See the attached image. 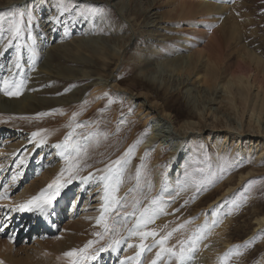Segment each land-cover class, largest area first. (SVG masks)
Here are the masks:
<instances>
[{
	"label": "rangeland",
	"instance_id": "1",
	"mask_svg": "<svg viewBox=\"0 0 264 264\" xmlns=\"http://www.w3.org/2000/svg\"><path fill=\"white\" fill-rule=\"evenodd\" d=\"M17 26L19 32L13 37ZM216 32L222 37H217L222 59L217 60L221 69L212 90L203 79L209 66L204 50ZM0 53V199H16L36 181H47L50 173L55 179L60 176V194L65 199L54 213L59 216L53 224L56 231L47 238H43V226L30 236L20 230L14 244L3 238L7 246L15 248L13 253L16 249L22 253L13 261L29 262L22 247L39 248L34 239L64 241L67 224H75L85 215H95L98 220L101 200H105L98 196L103 190L92 197L90 191L95 187L84 181L97 179L105 189L101 177L109 174L113 161L124 157L123 171L109 182L114 186L118 178L122 181L115 195L123 207L104 213L103 221L93 223L94 233L89 237L107 249L103 253L110 258L100 257L101 264H264V224L257 222L264 218V157L259 156L263 136L250 138L253 131L247 128L245 115L238 133L245 131L249 136H242L240 143L225 139L226 130L241 125L226 108L227 95L221 90L228 83L237 92L236 72L242 54L261 60L262 65L245 62L255 72L263 66L264 0H0ZM196 54H203L196 65L202 61L206 66L193 70L189 78L180 75V67L175 66L190 59L194 63ZM37 70L41 72L37 74ZM90 74L93 78V74L111 76L109 81L119 90L107 93L97 108L89 103L95 82L84 77ZM257 76V81L251 80L250 96L253 99L260 92L258 100L252 101L259 113L264 73ZM17 85H22L20 95L4 94L5 88L16 91ZM211 93L215 99L209 100ZM29 101L39 106L35 112L26 107ZM144 104L156 107L170 121L169 129L184 135L173 169L168 166L169 150L161 148L165 154H161V176L170 174L175 179L170 189L154 181L153 155L161 146L147 143L153 134L151 125L138 117ZM64 109L69 117L62 119L60 110ZM261 113L263 134L264 109ZM190 124L193 129L184 134L183 126ZM199 128L201 132H197ZM33 133L39 135L33 137ZM57 144L62 147H54ZM99 171L104 176L98 177ZM153 200L157 203L152 204ZM2 201L0 207L5 204ZM145 208L149 209L148 222L139 231L156 235L143 239L145 250L139 258L126 261L133 248L136 254L140 252L141 236L129 232L136 228ZM105 224L118 232L105 233ZM5 233L11 235L12 231L6 229ZM114 240L122 245L112 257L110 250H118ZM129 244L134 247L130 249ZM161 247L171 251H160ZM181 249L183 260L179 258ZM65 253L63 246L44 255L49 259Z\"/></svg>",
	"mask_w": 264,
	"mask_h": 264
},
{
	"label": "bare ground",
	"instance_id": "2",
	"mask_svg": "<svg viewBox=\"0 0 264 264\" xmlns=\"http://www.w3.org/2000/svg\"><path fill=\"white\" fill-rule=\"evenodd\" d=\"M204 6L206 8H211L209 6V4H204ZM217 37L219 38V40H221L222 37L220 36V32L214 33V35L212 36V39L213 38L214 39L209 41L210 44L204 50L206 52V58H207V62L206 63L209 66L207 67L208 68L207 75L203 79L205 80V84H209V87H211V88L213 87L212 84L217 79V75H219L218 73L220 72V69H221L220 68V65H219V63L217 61L219 59H222L221 58V56H222L221 48L217 44ZM114 55H116L117 57H120L119 52H115ZM197 57L202 60L203 59V54L200 55V56H198L196 54V56L192 58V59H194V63L190 59L189 62H187V61L186 62H181L182 63L181 66L176 65L175 68L176 67H180L179 74L180 75H187L188 78H189L190 74L191 75L193 74V73H191L193 70H197L198 71L199 68L202 67V66L204 68V66H206V63L205 62H202L201 61L202 64H199V65L197 64L196 65V61L195 60L197 59ZM240 58L241 59L238 61V67H237L238 68L237 69L238 71L236 72L237 73V77L239 79V81H238L239 86L237 88V92L236 93H233L232 92V86H233V84H228V83L226 85H223L221 87V90H222V92H223L224 95H227V97L224 98V102H225L226 108H228L232 113H235L234 115L237 117V122L240 123L241 127L240 128H237V127L234 126V128L233 127L231 129L228 128L230 130H226V132H225L226 135L224 137H225V139H229V138H230V140L231 139H234V140L237 141V143L238 142L240 143V140L239 139L242 136H244V137L249 136V135L246 134L245 131H243L242 133H238V132L241 131L240 129H242V126H243V121L242 120H243L244 116L246 115V117L248 118L247 128L249 130H252L253 131V133H252L253 136L251 135L250 138L257 137L258 139H261L260 137L263 136V139H262L263 144L262 145L264 146V133L263 134L260 133V131H262L261 128H260V121H261V116L263 114V113H261V110L264 109V101L261 103V107H260V110H259V113H258L257 103H253L252 104V101H253V99L258 100V94H260V92H258L257 94H254L253 95V99L250 96L251 95V89L254 86V83H251V80L253 78L254 81H257V79H258V76L257 75H261L262 73H264V63H263V66L261 67V69L258 72H255L254 70H252L251 65H247L245 62L248 61V60H250L251 63L257 64V62H259V64H261V60L260 59H258L256 56L250 55V54H242L240 56ZM40 72H41L40 70H37V74H39ZM236 73H234V74H236ZM93 75H96V77L93 78V76H91V74H90V75H88V76H86L84 78L93 80V82H95L94 85H93V87H94L93 88V91L91 92V99L90 100H92V101L89 100L90 101L89 103H90V106H93V108H97L101 103H103L105 101V98H106L105 96H106L107 93H110V92H118L119 90L117 88L118 87L117 84H114L113 82L111 83L109 81L110 78H112L111 76H107L105 78H102L98 74H93ZM101 78H102V80H101ZM151 79L146 78V80H149V82H152V83L155 82L154 80H151ZM100 80L102 81V83H99ZM217 86H215V87H217ZM260 87L261 88H264V82H261ZM260 87H259V89H260ZM212 90H213V88H212ZM214 90L216 91L217 88H214ZM263 93H264V91H263ZM216 95L217 94H215V96ZM210 97L211 98H209V100L215 99V98H213L214 97V93H211ZM238 97H239V100L237 99ZM3 100L6 101V99H3ZM238 101H239V104L240 105H237L238 104ZM33 105L36 108L33 107ZM75 105H77V103ZM240 106L241 107L243 106V108L240 109ZM26 107L30 111L35 112L36 109H37V107H39V106L37 104H35L34 102L29 101V102H27ZM77 108H79V107H77ZM67 110L66 109L60 110L63 113L62 119L69 117V116H66L65 115L67 113ZM80 111H82V110H80ZM85 112L87 114V111H85ZM138 117L144 123H148V125H151L153 134L148 139L147 143H150V146H152V147H154L158 143L161 146V147H158L156 149L155 154L153 155L152 168H153V172H154V181L157 183V185H159L160 183H162V184L165 183L167 189H170L169 187H171L174 184L173 181L175 179L170 174H168L167 176H161V171H162L161 170V163H162V161H161V154L163 152V150H162L163 148L162 147H164V148H166V149L169 150V153L168 154L171 155V156H170V158L168 160V161H170L168 166L170 168L171 165H172V169H173V167H174V165L176 163L177 157H178V155L180 153L178 151V148L181 145V142L183 140L182 137L184 135H182L178 131H175L174 129L170 130L169 129L170 128V125H169L170 124V121L167 118L161 116V114L159 113L158 109H156V107H154V106H149V105H145V104L143 106H140V109L138 110ZM154 118H157V119L155 120ZM70 120H72V119H70ZM222 121L223 120H221V122ZM63 122H64V120H63ZM217 123H218L217 126L220 127L221 126V125H219L220 123L219 122H217ZM68 126H70V125H68ZM68 126H66L64 128H68ZM192 126H193L192 124H190V125H184L183 128H182L183 129L182 131L184 132V134H185V130H188L189 128L190 129H193ZM55 129H58V127H56ZM197 130H198V126H197ZM231 130H233V131H231ZM51 131H53V130L51 129ZM59 132H60V130H59ZM197 132H201L200 131V128H199V131H197ZM248 133H249V131H248ZM66 134H68L67 131H66ZM258 135H262V136H259L258 137ZM218 137L219 136L217 135L216 138H218ZM94 139L95 138H93V140ZM161 139H163V141H165V144L163 146H162V144H160V142H162ZM49 141L51 143V140H49ZM96 142H97V140H96ZM99 142H101V141H99ZM92 143H95V142H92ZM173 144H175V146H173ZM87 147L90 148V146H87ZM83 149H85V148L83 147ZM263 149H260L261 150V152H260L261 155L259 154L260 158L261 157H264V154H263L264 153V150ZM117 150H119V149H117ZM163 154H164V152H163ZM98 173L100 174V175H97L98 177L99 176H104L103 174H101L102 172L99 171ZM0 174H1V169H0ZM74 174L76 175V172ZM8 175H10V174H8ZM71 177H73V175L70 176V179H71ZM82 177H85V176H82ZM17 180H19V179L17 178ZM92 180L93 179H91V181ZM96 180H93L91 183L87 180V181H84V183L85 184L87 183L92 188L95 187V189L93 191H90V195L91 196L92 195H95L96 193H99L100 190H103L102 192H100V195L98 197H100V198L105 197V189H103L104 186L100 185L99 181L97 182ZM54 181H56L55 176H54V174H51L50 173V175L48 176L47 181H45V182L36 181V183H34L31 187H29V188L27 187L20 194H17L19 196H16L17 197L16 199L14 198L13 200H8L6 202L2 201V199H1L0 201H2V202L5 203V204H2L1 207H0V225H1L2 229L4 230L6 226H9V227H12V226L13 227H16V226H18L19 227V230L15 233V235H17L20 232V230H22V231L26 230L25 236H30V235H32L34 233V231H36L39 228L40 225H42L43 226V229H44V232H43L44 233V237H43L44 239L48 237L47 234H51L53 231H55L56 228L54 227L53 224L56 222V219L59 218V216L58 215L56 216V214H54V213L58 212L59 209L63 207L64 200H65L64 199V194L63 195L59 194L56 197V200H55L54 205L51 206V207H49L47 209L46 214H42L40 211H37V210H33V211H27V210L20 211L18 209V205L27 202L28 200H30L34 196H37L41 192V190L45 189L49 184H52ZM98 183H99L100 186H98V189H97L96 188V185H98ZM85 184H84V186H85ZM10 185L12 186V184H10ZM14 188H12V189H14ZM17 188H16V190H17ZM5 189L7 190V187H5ZM3 190H4V188H3ZM90 199H91V197H90ZM95 201H98V200L96 199ZM99 201H100V199H99ZM105 203H106L105 200H101V203H100V206L101 207L100 208H101L103 214L109 212V211H107V212L104 211V208L103 207L105 206ZM72 210H74V209H72ZM17 213H19L20 215H18L16 217V219H15V215ZM30 213L33 214V216H34L33 222L32 221L30 222L29 219H27V217H28V215ZM60 215H61V213H60ZM61 216H63V215H61ZM4 218H5V222H4ZM71 219H72V217H71ZM96 221H97V216H95V215H92V216L85 215V216H82L75 224H70V223L67 224L64 227V232L66 234V238H65L64 241H53V240L51 241V240H47L48 242L47 241L43 242V240H41V239H38V238L37 239H34L35 240V243L37 244V246L39 248H30V249H33V252L32 253H29V250H30L29 248L26 249L27 246H23L22 247V249H23L22 252H24V256H26V259L29 260V262L27 261L26 263H24V262H22L20 260L13 261V257L14 256L18 257L20 255V253H21L20 252V249H16L14 251V253H13V250L15 248L7 246L8 244L6 245V243L3 242V240H1L5 236L3 234V231H1L0 232V261H2L3 264H72V260L75 259L76 257L70 258V257H67V256L64 255V256H54V257L48 259L47 255L45 256L44 254L46 252L48 253V251H51V252L58 251L63 246L65 247V251L66 252H69V251H72L73 249H75L77 251L80 250V248L84 249L85 246L88 245L87 251L84 253V255L89 256V257H92L93 256V252H95L96 254L94 256H95V258H96V256L98 258L96 260L95 259L86 260V261H84V264H97V262H99L101 264L100 261L102 260V258L104 256L106 257L105 258L106 260H108L110 257H109L108 254L106 255V253H103L104 251H99V249L104 248V244L97 243V242H93V243L89 244L90 241L92 242L91 238H89V237L94 233L93 223L96 222ZM257 222L259 223V225L262 226L264 224V218L259 219ZM28 225H30V228H27ZM76 227H79L81 229V231L79 233H78V231L80 229H78ZM77 235L81 236V238H78ZM34 238H36V237H34ZM50 238H51V236H50ZM15 240H16V238H14L12 242L14 243ZM8 242H9V240H8ZM12 242H11V244H12ZM146 243H150V242L147 241ZM143 244H145V243L143 242ZM121 245H122V242L120 241V243L117 245V249H118L117 251L112 250V249L110 250L111 251V254H112V257H115L117 255V252L119 251ZM160 251H161V249H160ZM127 254H130V257L126 258V259H128L126 261H129V259H132V258H136V250H135V248H133L132 251L127 252ZM44 256H45V258H44ZM100 257H102V258L100 260H98ZM48 260L50 262H48ZM123 260H125V259H123ZM126 263L127 264H130V261L129 262H126ZM182 263L183 262H181V264Z\"/></svg>",
	"mask_w": 264,
	"mask_h": 264
},
{
	"label": "snow or ice",
	"instance_id": "3",
	"mask_svg": "<svg viewBox=\"0 0 264 264\" xmlns=\"http://www.w3.org/2000/svg\"><path fill=\"white\" fill-rule=\"evenodd\" d=\"M23 18V14L20 15V19ZM19 32V27H15L13 29V37H15ZM0 55H3V53H0ZM19 65L17 64V67ZM5 86L8 85V81H4ZM22 85H17V90L16 91H8L7 88H5L4 94L8 95V96H13V95H20V91L19 88ZM80 126V125H78ZM33 137H36L37 135H39V133H33L32 134ZM71 135V134H69ZM41 143H43V141H41ZM65 144H67V138L65 140ZM54 147L56 148H61L62 145L57 144L54 145ZM77 151H79V149H77ZM131 152V149H129L128 153H125V155H129ZM63 154V153H61ZM122 160H124V157H121L115 161H113L112 165L108 166V175L101 177V179H103L106 183H105V208L104 211L107 212L109 210L111 211H118L117 206L123 207V205H121L120 200L116 197L115 193L119 190V184L122 182L119 178L116 180L115 185H111L109 182L112 181L113 175L119 177L120 173L123 171V168L121 167V162ZM126 163V162H125ZM115 166V167H114ZM63 175V172L61 173V176ZM137 178H139V170H137ZM16 177H13V180H15ZM63 187V184L60 183V176L57 177L56 181H54L52 184H49L45 189L41 190V192L37 195L32 197L30 200H28L27 202L18 205V209L20 211H33V210H37L40 211L42 214H46L47 209L51 206L54 205L56 197L60 194V191ZM0 198H3V196H0ZM137 203H139V201H137ZM157 201L153 200L152 204H156ZM135 207V206H134ZM152 211H155V209H153ZM149 212L148 208H145L142 212H141V218L137 220V226L135 229L130 230L129 235L130 236H134V235H139L141 236L142 240L140 245H138V247L140 248V252H137L136 254V258H139L141 253L145 250V245L143 244V239L147 238L148 236H155L156 233L154 232H143V231H139V228L141 225L146 224L148 222V219H146V214ZM127 215V214H126ZM104 220V215L103 213L101 214L100 218L97 220V223L99 224L101 221ZM119 223V222H116ZM183 227V226H181ZM3 229L0 228V231H2ZM109 231H113V232H118V229H116L114 226L112 229H109L108 225L105 224V233L109 232ZM97 235H100L99 233H97ZM169 235H171V233H169ZM92 242L90 241L89 244H91ZM120 243L119 240H114L113 244L118 245ZM161 245L163 244V241H160ZM108 247H112V245L110 244ZM128 247H133V245L129 244ZM193 247H194V242H193ZM88 245L85 246L84 249L79 250V252H77V250L73 249L72 251L66 252L64 255L67 257H76L75 259L72 260V264H84V261L86 260H90V259H95V256L89 257L84 255V253L87 251ZM107 249L105 248H101L99 249V251H106ZM115 250V249H113ZM150 250V249H149ZM162 251H171V249H161ZM189 251H192V247H190L188 249ZM172 255H176L175 252L172 253ZM160 257V253H157V259H159ZM181 260L184 259V250L181 249V253H180V257ZM0 264H3L2 261H0ZM121 264H123V262H121ZM153 264H156L155 261H153Z\"/></svg>",
	"mask_w": 264,
	"mask_h": 264
}]
</instances>
